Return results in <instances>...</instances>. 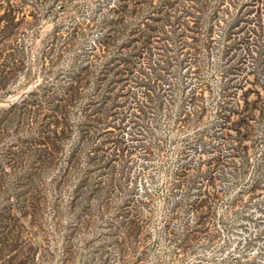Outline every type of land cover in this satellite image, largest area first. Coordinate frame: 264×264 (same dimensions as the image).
I'll return each instance as SVG.
<instances>
[{"label": "rangeland", "instance_id": "1", "mask_svg": "<svg viewBox=\"0 0 264 264\" xmlns=\"http://www.w3.org/2000/svg\"><path fill=\"white\" fill-rule=\"evenodd\" d=\"M255 83L264 0H0V264H261L264 114L242 142L252 186L186 243L176 180L203 129L182 113L213 128L218 95Z\"/></svg>", "mask_w": 264, "mask_h": 264}, {"label": "trees", "instance_id": "2", "mask_svg": "<svg viewBox=\"0 0 264 264\" xmlns=\"http://www.w3.org/2000/svg\"><path fill=\"white\" fill-rule=\"evenodd\" d=\"M254 30L251 33L255 35ZM248 37L250 38V35ZM242 51L244 54H252L254 52L250 47L247 49L242 48ZM248 82L247 79H244L245 84ZM254 86L256 88L253 89V99H249V93H251V89L249 88H246L241 96L238 97L236 96V92L218 95L219 99L215 101L214 121L210 122L213 128H207L209 122H206V120L208 118L204 119L203 115L200 116L201 110L205 114L207 113L206 107L192 104V108L186 114L182 113L184 117H192L194 125L197 124L196 126H198L201 123L203 126L202 130L200 127H197L192 130L189 137L181 139V142L186 144L185 147L188 150L183 153V156H188L190 161L178 167L183 176L182 178L180 176L176 178L178 182L177 188L180 191V194H178V206L181 208L185 204L188 207L189 222L193 223V227L188 230L189 232L192 231V233L183 234V243L189 241L190 234L194 235V233L196 234L201 231L207 233L214 228L216 225L215 213L217 212L214 210L215 205L224 209L219 218L223 222L232 211H235L233 208L237 207L243 200L244 193L238 191L233 196V200H238V204L234 206L232 202L226 201L230 191H235L245 186H252L251 183L248 184L240 180L244 174V169L251 166L249 162L250 158L248 159L246 153L247 146L242 145V142L245 140L244 136L247 135L245 133H248L249 129L254 125L255 116L264 114V96L261 94V91L264 89H259L258 86L262 87V85L256 83ZM242 87L238 88L242 89ZM226 89L228 88H222V90ZM193 99L198 101L195 97ZM228 105L229 107H227ZM185 122L183 119H180V126L186 127ZM217 122L221 123L218 124ZM204 154H207L209 159L204 164H207L206 169L204 168L201 171L202 166L199 167V165L203 164L201 159ZM226 169H230V171L227 172ZM257 169L258 167L255 169L256 172ZM225 175L227 179H222ZM252 181L256 183L260 179L252 178ZM190 182L195 186H190ZM252 188L249 191L256 190L258 185L255 184ZM189 190L195 193L189 194ZM186 198L187 200L185 201ZM165 216L166 221L167 218H172V211L169 208L165 210ZM261 264H264V261Z\"/></svg>", "mask_w": 264, "mask_h": 264}]
</instances>
